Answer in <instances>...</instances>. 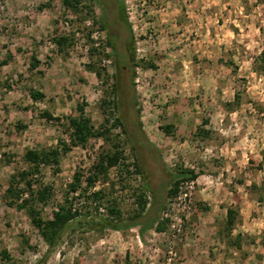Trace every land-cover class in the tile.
<instances>
[{"label": "rangeland", "instance_id": "rangeland-1", "mask_svg": "<svg viewBox=\"0 0 264 264\" xmlns=\"http://www.w3.org/2000/svg\"><path fill=\"white\" fill-rule=\"evenodd\" d=\"M80 1L86 7L76 14L63 0H0V264H264V189L254 187L264 181V71L256 66L264 51V0H115L109 22L122 42L129 40V57L100 64V55L89 51L106 48V34L93 24L99 10ZM59 34L70 39L61 50L53 41ZM33 55L40 62L35 69ZM89 64L104 67L102 76ZM114 81L120 83L114 112L126 132L113 128L108 139L74 146L59 165L42 167L38 180L55 192L44 216L75 172L87 174L113 141L122 144L125 159L96 188L120 202L126 219L146 184L149 205L160 198L163 216L174 198L166 194L172 174L181 167L199 174L192 188L182 183L190 216L173 242L169 223L163 231L135 226L101 233L77 222L48 247L5 191L27 166L28 148L70 142L67 117L78 114V104L97 127L104 124L100 103ZM33 89L45 98L34 100ZM44 111L54 119L42 117ZM165 124L175 131L167 134ZM199 126L207 137L195 136ZM228 208L239 213L232 236L242 235L240 248L224 236Z\"/></svg>", "mask_w": 264, "mask_h": 264}, {"label": "trees", "instance_id": "trees-1", "mask_svg": "<svg viewBox=\"0 0 264 264\" xmlns=\"http://www.w3.org/2000/svg\"><path fill=\"white\" fill-rule=\"evenodd\" d=\"M92 1L93 3L91 2V5H88L89 11L97 3L96 0ZM80 3V0H63L65 8L76 14L80 12V9L86 7L81 6ZM69 40V36L63 34L56 35L53 38L59 50L63 49L70 42ZM110 47H113L114 54L105 52V49ZM106 48L104 47L101 50L100 47L93 46L89 49L91 55H100L98 64L101 63L102 59L109 56L116 55L115 58L121 59L122 57L125 60L129 57L123 51V48L119 54L111 41L107 42ZM8 62L9 58L3 60L2 63L7 64ZM39 63L36 55H33L30 64L31 69L37 68ZM141 66L143 68L156 67L152 62H143ZM256 66H258V72L264 71V51L257 56ZM87 67L94 70L99 77L102 76V70H105L101 65L89 64ZM111 88V96L103 97L100 103L104 114L108 115L105 117L104 124L97 127L93 119L86 115L85 104H78V114L67 117L66 129L70 142L67 143L62 139L58 147L28 148L24 154L27 166L18 170L12 176L11 182L5 191L8 203L27 213L32 225L38 230L48 247L56 245L62 238L64 231L77 222L101 233L106 229L125 231L135 226H140L142 232L154 227L158 231H163L166 228V223H169L168 220L160 219L159 214L164 207L160 198L154 204L149 205L147 192L150 191V187L148 184L141 186L135 192L134 214L129 219L125 218L121 204L115 197L109 196L103 188H96L97 183L102 179L106 180L110 170L120 165L121 161L125 159L122 144L117 141H113L112 149L99 153L97 160L88 168L87 174L80 170L76 171L73 180L67 184V188L62 192V200L54 206L51 216L45 217L43 214L44 208L55 198L53 187L44 184L37 178L41 174L43 166L59 165L61 155L70 151L74 146L87 147L94 138L108 139V135L113 128L123 127V132H126L121 118L115 116L114 112L117 108L120 83L117 81L112 82ZM30 93L34 100L45 98V94L37 89L30 90ZM237 97L239 98V95ZM42 117L48 121L54 119L48 111H44ZM203 123L207 124L208 120H203ZM108 124H110V127H107ZM161 128L167 134H172L175 131L173 124H165ZM208 134V130H205L203 126H199L195 136L207 137ZM133 164L136 166V173L142 174L139 163L134 162ZM198 177L199 174L194 169L181 167L175 174H172L171 185L166 192L167 197L177 196L184 181H196ZM254 187L264 189V181L261 186L258 187L257 184H254ZM206 209L208 208L206 207ZM238 216L239 213L234 208H228L224 222V236H226L228 244L236 248L241 247L242 239L241 234L232 236ZM3 254L7 257L6 252Z\"/></svg>", "mask_w": 264, "mask_h": 264}, {"label": "built area", "instance_id": "built-area-1", "mask_svg": "<svg viewBox=\"0 0 264 264\" xmlns=\"http://www.w3.org/2000/svg\"><path fill=\"white\" fill-rule=\"evenodd\" d=\"M193 181L188 183V186L192 188ZM188 194L183 192V184L180 186L179 193L175 196L171 202V206L163 213L161 216L162 220L167 219L169 221L170 234L173 237L171 242L175 238L183 233V228L186 222V219L190 216V199ZM182 204V209H179V206ZM169 253H173L172 250Z\"/></svg>", "mask_w": 264, "mask_h": 264}, {"label": "flooded vegetation", "instance_id": "flooded-vegetation-1", "mask_svg": "<svg viewBox=\"0 0 264 264\" xmlns=\"http://www.w3.org/2000/svg\"><path fill=\"white\" fill-rule=\"evenodd\" d=\"M114 1L112 2V0H96L97 3L94 4L95 7L98 8L99 10V16L97 17L96 20H94L93 24L97 25L99 28L102 29V31H104V33L106 34V40L103 42L104 44H107V42L111 41V43L115 46V48L117 49V52L120 54L123 48V51H125L126 53L127 50L130 49V42L129 40H125L124 42L121 41V36H120V32L119 30H117L118 32H114L115 30L111 29V21L109 22V11L114 10L116 7L114 6ZM93 3V1L91 0L90 3ZM117 8L118 7V4ZM93 6V7H94ZM92 11V9H90V12ZM118 28V27H117ZM120 28V27H119ZM126 43V44H125ZM129 44V45H127ZM110 51L112 52V54L115 53L113 47H110ZM116 56V55H115ZM114 56V58H115ZM127 66H124V68H126Z\"/></svg>", "mask_w": 264, "mask_h": 264}]
</instances>
